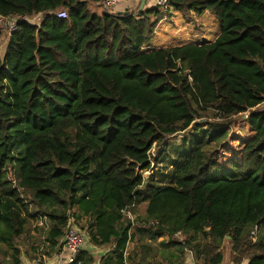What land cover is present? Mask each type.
<instances>
[{
	"label": "trees",
	"instance_id": "1",
	"mask_svg": "<svg viewBox=\"0 0 264 264\" xmlns=\"http://www.w3.org/2000/svg\"><path fill=\"white\" fill-rule=\"evenodd\" d=\"M102 2L0 0L2 16H45L19 23L0 55V264H23L40 217L49 257L71 219L88 221L85 244L110 248L72 264H224L225 249L229 264H264V237L247 233L264 231V0H169L166 16L95 13ZM190 11L213 12L215 43L143 53ZM198 122L219 134L178 158L170 184L144 180L153 147ZM144 204L132 232L123 211Z\"/></svg>",
	"mask_w": 264,
	"mask_h": 264
},
{
	"label": "rangeland",
	"instance_id": "2",
	"mask_svg": "<svg viewBox=\"0 0 264 264\" xmlns=\"http://www.w3.org/2000/svg\"><path fill=\"white\" fill-rule=\"evenodd\" d=\"M119 5H127V3L123 2ZM92 10L95 13L101 14L104 12L102 7L93 6ZM161 13L163 16H166L168 14V10L161 9ZM178 17H182L184 22V26L182 29H187V27L190 28V31H198L201 33L205 25L208 24V18L204 16V14L199 15L197 12H187V13H179ZM214 18L215 15H214ZM167 24L174 25L175 22H162V24L159 26V30L163 28V26H167ZM191 26V27H190ZM195 26V27H194ZM194 27V28H193ZM192 28V29H191ZM166 29V27H165ZM170 28L167 29V32ZM10 45V36L8 33L3 32V37L0 40V55L4 57L7 53V49ZM264 110V105L259 109ZM233 128H231V131ZM216 134H219V129H211L210 127H206L203 122H198L194 125L193 128L189 129L186 133L176 135L173 137H170L166 141V145L163 147H155L154 150V156L152 157L153 161V169L150 170V174L148 177H150L152 174H157V178L160 182L165 184H170L172 182V178L174 176L173 169L171 166L174 165V163L183 155H186L190 153L195 146L204 138H210ZM217 148L216 144L211 145V147L208 149V151H212ZM159 160V164H157V161ZM158 167V168H157ZM147 177V178H148ZM146 212V205H140L136 212L134 213L136 216V223L133 226L132 232H135L139 219L143 218ZM79 228H81L85 234V236L88 234V221L86 219L80 220L79 222ZM252 229L249 228L247 230V233L251 232L252 235ZM46 232H47V225L39 226V223L36 221H31L30 223V233L26 235L25 238L21 241L19 244V247L21 249L22 255L27 251V248L31 245H41L44 244L46 240ZM256 237L253 238L254 241H256L260 237H264V231L260 230L257 232ZM137 248V245L135 243H131L128 245V249L126 252V258H129L132 251H135ZM2 252L6 251V248H1ZM103 250V249H101ZM225 263L229 264L228 262V252L225 249ZM189 258L190 256H187L186 264H189ZM155 263V261L153 262ZM224 263V264H225ZM130 264V263H129Z\"/></svg>",
	"mask_w": 264,
	"mask_h": 264
},
{
	"label": "crops",
	"instance_id": "3",
	"mask_svg": "<svg viewBox=\"0 0 264 264\" xmlns=\"http://www.w3.org/2000/svg\"><path fill=\"white\" fill-rule=\"evenodd\" d=\"M125 3H127V5H117L113 9L112 13H119V12L124 13L128 10L135 9L138 6V2L135 0L125 1ZM95 6L102 7V5L101 6L95 5ZM153 6H154V2L149 0L145 8L146 7L151 8ZM191 12L194 13V11ZM203 14L208 18V24H206L204 30L201 33H199L198 31H193V30L190 31L189 27H187V29H182L185 23L180 21H183V18L178 17L179 13L173 12L172 18L170 20H164L162 22L174 21L175 24L174 25L167 24V26H163V28L159 30V26L162 24L161 22L156 30L153 41L150 43V45L145 46L143 48V53L148 54L153 51H158L162 49H171V48L184 47V46H202L204 44L215 43L222 34V28L217 18H214L213 12L206 11ZM168 28L170 29L167 32ZM61 244L63 246V240L61 241ZM82 249L89 250L92 254H94L99 258L103 257L105 254H107L110 251L109 247L99 248L89 243H86ZM40 255H43L45 259L42 262L38 263L37 260ZM71 256H72L71 253L65 250L64 247H62L61 252L59 254H55L52 257H49L45 253V242H44V244L41 245L31 244L27 248V251L24 253V255H22V262L23 264H65L68 262ZM190 261L191 259L189 258V264L191 263Z\"/></svg>",
	"mask_w": 264,
	"mask_h": 264
},
{
	"label": "built area",
	"instance_id": "4",
	"mask_svg": "<svg viewBox=\"0 0 264 264\" xmlns=\"http://www.w3.org/2000/svg\"><path fill=\"white\" fill-rule=\"evenodd\" d=\"M138 2V4L140 3V0H135ZM154 2V6L156 8H160V9H164L167 10L168 5H169V0H151ZM125 2V0H103L102 2V7L106 12L112 13L113 9L121 4ZM54 15L61 20H65L68 18V14L65 10H61L58 11L56 13H54ZM45 16L44 15H40L36 18H27V17H20V16H16V17H6V16H2L0 15V31L1 32H6L8 33L9 36H11L14 32L17 31L18 29V25L21 22H30V23H37L39 21H41ZM156 146L153 147V149L150 152V162H151V170L153 169V161H152V157L155 155L154 152V148ZM150 174V172H146L144 173L142 176L144 178V180L147 179L148 175ZM135 205H132L130 207H127L123 212L126 214V216L130 219L132 226L135 225L136 223V216L134 213L131 212V209L134 208ZM37 222L39 223V226H43L44 224L47 225L48 221L46 217H40ZM259 231L258 227H255L253 232H252V236L253 238L256 237V234H258L257 232ZM86 242V237L84 232L79 228L77 222L74 219H71V221L69 222L68 228L66 230V234L63 238V247L65 250H67L68 252L71 253V257L69 258L68 262L65 264H72L75 262L77 255L80 253V251L82 250L83 246L85 245ZM190 259H191V263L190 264H195L194 261V257L192 254H189ZM45 259V257L43 255H40L38 257V263L42 262Z\"/></svg>",
	"mask_w": 264,
	"mask_h": 264
},
{
	"label": "water",
	"instance_id": "5",
	"mask_svg": "<svg viewBox=\"0 0 264 264\" xmlns=\"http://www.w3.org/2000/svg\"><path fill=\"white\" fill-rule=\"evenodd\" d=\"M149 2V0H140V7H139V12H142L145 9V6L147 5V3ZM119 15L123 14L122 12L118 13ZM124 14H127V12H125Z\"/></svg>",
	"mask_w": 264,
	"mask_h": 264
}]
</instances>
